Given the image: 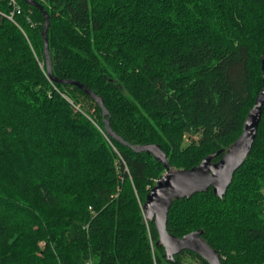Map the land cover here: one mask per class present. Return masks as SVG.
<instances>
[{
    "label": "trees",
    "instance_id": "16d2710c",
    "mask_svg": "<svg viewBox=\"0 0 264 264\" xmlns=\"http://www.w3.org/2000/svg\"><path fill=\"white\" fill-rule=\"evenodd\" d=\"M36 1L0 0V264H209L157 244L143 204L167 170L138 149L190 169L241 135L264 0ZM167 229L203 230L223 264H264V105L225 194L175 199Z\"/></svg>",
    "mask_w": 264,
    "mask_h": 264
},
{
    "label": "water",
    "instance_id": "95a60500",
    "mask_svg": "<svg viewBox=\"0 0 264 264\" xmlns=\"http://www.w3.org/2000/svg\"><path fill=\"white\" fill-rule=\"evenodd\" d=\"M25 1L31 5L41 7L36 0ZM43 11L46 18L45 26L42 30L44 52L49 73L52 74L47 36L50 16L45 9ZM262 76V89L245 118L243 131L229 148L207 155L198 165L190 169H173L168 161L167 154L158 145L146 144L139 147L138 150H146L152 153L158 161L163 162L167 170L150 189L143 204L146 219L154 221L155 223L159 234L157 244L164 247L167 260H175L176 254L183 250H191L202 256L209 264H223L218 251L202 237L203 230H195L182 237L171 234L167 229L168 212L175 199L189 198L193 194L207 191L211 187L218 196L222 197L225 194L233 180L235 171L245 161L252 148L261 121L264 105V57ZM55 80L62 82L57 78ZM68 82L84 88L98 102L104 110V113L107 112L102 97L87 89L82 83L76 80H69ZM107 127L111 132L108 122ZM221 153H223L221 158L214 160Z\"/></svg>",
    "mask_w": 264,
    "mask_h": 264
},
{
    "label": "rangeland",
    "instance_id": "374dc122",
    "mask_svg": "<svg viewBox=\"0 0 264 264\" xmlns=\"http://www.w3.org/2000/svg\"><path fill=\"white\" fill-rule=\"evenodd\" d=\"M190 139H188L187 137L185 138V144L189 143ZM174 169V168H173Z\"/></svg>",
    "mask_w": 264,
    "mask_h": 264
},
{
    "label": "built area",
    "instance_id": "2783aa9c",
    "mask_svg": "<svg viewBox=\"0 0 264 264\" xmlns=\"http://www.w3.org/2000/svg\"><path fill=\"white\" fill-rule=\"evenodd\" d=\"M13 1V3L14 4H16V0H12ZM19 7V6H18ZM18 11H20V10H18ZM87 264H91V263H87Z\"/></svg>",
    "mask_w": 264,
    "mask_h": 264
}]
</instances>
